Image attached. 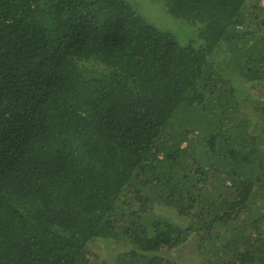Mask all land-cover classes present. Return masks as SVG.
I'll list each match as a JSON object with an SVG mask.
<instances>
[{
    "label": "trees",
    "instance_id": "1",
    "mask_svg": "<svg viewBox=\"0 0 264 264\" xmlns=\"http://www.w3.org/2000/svg\"><path fill=\"white\" fill-rule=\"evenodd\" d=\"M163 1L0 0V264H264V5Z\"/></svg>",
    "mask_w": 264,
    "mask_h": 264
},
{
    "label": "rangeland",
    "instance_id": "2",
    "mask_svg": "<svg viewBox=\"0 0 264 264\" xmlns=\"http://www.w3.org/2000/svg\"><path fill=\"white\" fill-rule=\"evenodd\" d=\"M133 7L134 10L143 17L147 22L152 25L162 29L169 31L172 33L174 38L179 42L187 41L189 38L195 36V31L192 29V26L189 22L183 19L173 18L166 10L165 4L163 0H126ZM161 1V2H160ZM261 5H264V0H260ZM230 59L229 52L224 50L223 48H219L216 50L215 55H213L214 63L220 68L219 71H223L225 73V68L227 67V63ZM233 61V60H231ZM229 73L230 69H226ZM234 77L237 75L236 73L232 74ZM243 85V84H242ZM251 91L255 92V87L251 86ZM246 95V94H244ZM205 126V125H204ZM200 130H195L189 136L195 137L196 140H200V144H198L197 149L200 150L202 148L203 140L202 136L207 134L204 132V127ZM212 126V125H210ZM209 126V127H210ZM208 127V128H209ZM207 128V129H208ZM185 143H183L184 145ZM159 206V207H158ZM155 209L156 212H160L162 214H167L166 209L161 208L158 205ZM171 213V212H170ZM194 239V238H193ZM125 247L120 243H117L111 239H97L92 241L89 246V261L93 264H101L106 261V264H125V262L117 259V255L121 252ZM177 259L182 263L186 262L188 264H197L199 258L194 254L192 239L185 243L180 251H175Z\"/></svg>",
    "mask_w": 264,
    "mask_h": 264
}]
</instances>
